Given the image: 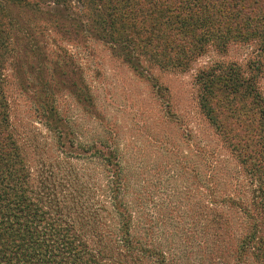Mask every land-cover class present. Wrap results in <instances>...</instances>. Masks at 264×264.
Here are the masks:
<instances>
[{
	"label": "trees",
	"instance_id": "trees-1",
	"mask_svg": "<svg viewBox=\"0 0 264 264\" xmlns=\"http://www.w3.org/2000/svg\"><path fill=\"white\" fill-rule=\"evenodd\" d=\"M44 1L70 11L62 21L75 30L118 46L137 73L142 62L182 73L207 51L223 55L233 43H254L264 53V0H0V264H264L261 62L212 61L195 73L197 107L242 179L207 161L199 214L182 212L176 221V209L151 211L128 194L118 149L103 127L105 136L75 144L47 103L40 123L67 168L64 176L58 166L32 172L13 134L4 71L23 28L16 12L38 13ZM73 86L79 105L96 108ZM67 147L84 156L68 155ZM78 159L88 166L72 162Z\"/></svg>",
	"mask_w": 264,
	"mask_h": 264
},
{
	"label": "rangeland",
	"instance_id": "rangeland-1",
	"mask_svg": "<svg viewBox=\"0 0 264 264\" xmlns=\"http://www.w3.org/2000/svg\"><path fill=\"white\" fill-rule=\"evenodd\" d=\"M67 13L49 1L40 2L38 13L16 12L23 28L13 38V56L4 71L6 94L13 134L34 174H48L58 166L64 176L67 168L58 163L56 139L40 123V105L47 103L48 108L57 109L75 144L105 136L103 127L118 149L128 194L133 198L137 193L151 211H160L159 206L167 212L170 207L176 209V221L182 212L199 214L203 192L199 182L211 169L207 161L221 173L242 179L234 175L231 155L197 107L193 77L212 61H260L264 90V53L254 43H233L223 55L207 51L182 73L147 62L137 66V73L124 62L118 46L62 21ZM74 83L95 100L96 108L75 101ZM95 110L100 119H94ZM65 152L84 156L76 148L67 147ZM72 162L86 164L80 159ZM233 178L227 183L232 188ZM196 220L199 226L198 215Z\"/></svg>",
	"mask_w": 264,
	"mask_h": 264
}]
</instances>
